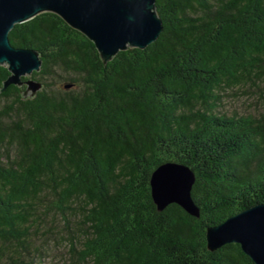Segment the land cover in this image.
Masks as SVG:
<instances>
[{
  "label": "trees",
  "instance_id": "trees-1",
  "mask_svg": "<svg viewBox=\"0 0 264 264\" xmlns=\"http://www.w3.org/2000/svg\"><path fill=\"white\" fill-rule=\"evenodd\" d=\"M160 35L104 62L54 12L16 23L43 86L25 95L0 64V264H255L207 227L264 203V0H156ZM29 78L28 76L23 79ZM257 110L229 112L228 97ZM251 104V106H252ZM195 173L199 215L159 210L153 170Z\"/></svg>",
  "mask_w": 264,
  "mask_h": 264
},
{
  "label": "water",
  "instance_id": "water-1",
  "mask_svg": "<svg viewBox=\"0 0 264 264\" xmlns=\"http://www.w3.org/2000/svg\"><path fill=\"white\" fill-rule=\"evenodd\" d=\"M54 12L70 26L84 33L97 47L104 62L120 50L145 48L160 35L162 19L156 0H0V64L7 65L10 84H25V95H35L43 83L32 77L42 65L39 52L30 47L13 46L9 32L16 23L43 12ZM28 76L29 78L23 79ZM195 173L187 165L165 161L150 178L151 194L159 210L177 203L187 212L199 215L192 198ZM207 245L214 250L236 242L255 262L264 264V203H257L223 222L207 227Z\"/></svg>",
  "mask_w": 264,
  "mask_h": 264
},
{
  "label": "rangeland",
  "instance_id": "rangeland-1",
  "mask_svg": "<svg viewBox=\"0 0 264 264\" xmlns=\"http://www.w3.org/2000/svg\"><path fill=\"white\" fill-rule=\"evenodd\" d=\"M252 99H247L246 97L240 96L239 98H234L233 96L228 97L225 107L229 112L234 110L240 111H247L246 109L250 110H257V105L254 106ZM252 104V106H251ZM67 247L63 243H54L52 244V249L48 256L43 259V264H65V249Z\"/></svg>",
  "mask_w": 264,
  "mask_h": 264
}]
</instances>
